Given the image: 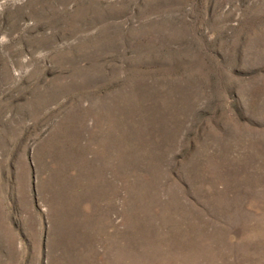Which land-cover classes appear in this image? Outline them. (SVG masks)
Wrapping results in <instances>:
<instances>
[{"label": "rangeland", "instance_id": "1", "mask_svg": "<svg viewBox=\"0 0 264 264\" xmlns=\"http://www.w3.org/2000/svg\"><path fill=\"white\" fill-rule=\"evenodd\" d=\"M0 264H264V0H0Z\"/></svg>", "mask_w": 264, "mask_h": 264}]
</instances>
